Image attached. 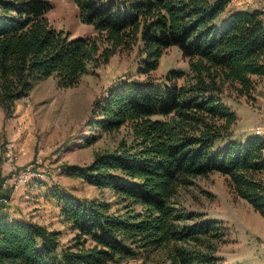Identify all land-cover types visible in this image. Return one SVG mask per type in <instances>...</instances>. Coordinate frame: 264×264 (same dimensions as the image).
<instances>
[{
	"label": "trees",
	"instance_id": "1",
	"mask_svg": "<svg viewBox=\"0 0 264 264\" xmlns=\"http://www.w3.org/2000/svg\"><path fill=\"white\" fill-rule=\"evenodd\" d=\"M73 1L95 33L72 36L57 27L48 15L52 0H0V103L10 114L38 78L55 72L58 85H74L90 62L139 43L138 70L147 75L121 79L93 106L101 129L126 125L130 137L85 164L64 166L113 188L126 208L111 211L108 199L54 186L76 229L75 242L64 245L59 228L11 216L1 201L0 264H114L158 246L169 264H247L217 262L209 238L220 233L217 220L193 219L196 212L175 194L191 176L219 170L264 214V136L234 138L237 113L221 95L225 81L249 94L253 75H264L263 8H229L231 0ZM171 44L188 57L194 81L151 76Z\"/></svg>",
	"mask_w": 264,
	"mask_h": 264
},
{
	"label": "rangeland",
	"instance_id": "2",
	"mask_svg": "<svg viewBox=\"0 0 264 264\" xmlns=\"http://www.w3.org/2000/svg\"><path fill=\"white\" fill-rule=\"evenodd\" d=\"M52 2L48 15L57 27L69 30L72 36L95 33L93 25L80 18L75 1ZM262 2L231 0L228 6H264ZM144 56L139 43L129 50H117L107 61L90 62L78 83L69 86L58 85L52 72L34 82L30 93L16 101L13 112L8 114L5 109L10 123L9 131L0 134V192L8 195L6 208L12 215L20 211L27 219L59 228L61 243L66 245L75 242L76 229L65 219L61 203L52 191L54 186L81 196L108 199L111 211L125 210L113 188L69 174L64 166L85 164L97 150L114 147L121 139L130 137L126 125L114 130L101 129L95 120L100 116L93 113V106L121 79L129 75L145 77L147 74L138 70ZM172 68L180 73L168 76L166 72ZM150 73L160 81L195 80L188 57L176 44L163 50L157 67ZM253 78L249 94L239 93L227 81L222 84L223 99L237 113L232 125L236 139L254 132L264 136V75L254 74ZM32 163L36 171L20 177L21 169ZM175 196L187 210L196 212L193 219L217 220L220 233L209 236L214 253L219 256L217 262L264 264V214L234 193L224 173L210 170L193 175L177 187ZM114 264H169V260L164 248L158 246L138 255L119 257Z\"/></svg>",
	"mask_w": 264,
	"mask_h": 264
},
{
	"label": "crops",
	"instance_id": "3",
	"mask_svg": "<svg viewBox=\"0 0 264 264\" xmlns=\"http://www.w3.org/2000/svg\"><path fill=\"white\" fill-rule=\"evenodd\" d=\"M263 2V5H264V0H262ZM253 6H258V5H251L250 7H253ZM246 7V6H245ZM249 7V6H248ZM261 8L264 9V6H260ZM10 121H8V115L6 114V111H5V107L2 106V108H0V134H4L6 131L8 132V127H7V124H9ZM262 135V134H261ZM263 152H264V148H263ZM10 213V212H9ZM11 216H18V217H24V218H27L26 216H24L22 214V212L18 211V212H14L13 215L10 213Z\"/></svg>",
	"mask_w": 264,
	"mask_h": 264
},
{
	"label": "built area",
	"instance_id": "4",
	"mask_svg": "<svg viewBox=\"0 0 264 264\" xmlns=\"http://www.w3.org/2000/svg\"><path fill=\"white\" fill-rule=\"evenodd\" d=\"M38 161V160H36ZM33 164H30L29 166H26L25 168H22L20 171V177H23L25 174L30 173V172H35L36 170L33 168ZM13 182V181H12ZM7 183V182H5ZM1 201H5V202H9V197L7 194H4L3 192H0V202Z\"/></svg>",
	"mask_w": 264,
	"mask_h": 264
},
{
	"label": "bare ground",
	"instance_id": "5",
	"mask_svg": "<svg viewBox=\"0 0 264 264\" xmlns=\"http://www.w3.org/2000/svg\"><path fill=\"white\" fill-rule=\"evenodd\" d=\"M32 173H33V172H30V173H27V174H25V175H30V174H32ZM25 175H24V176H25ZM24 176H23V177H24ZM23 177H22V178H23Z\"/></svg>",
	"mask_w": 264,
	"mask_h": 264
}]
</instances>
